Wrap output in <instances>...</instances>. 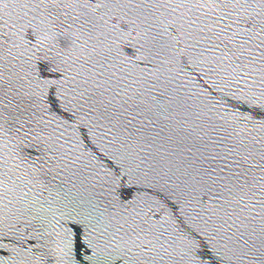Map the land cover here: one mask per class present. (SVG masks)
Here are the masks:
<instances>
[{
  "label": "water",
  "instance_id": "water-1",
  "mask_svg": "<svg viewBox=\"0 0 264 264\" xmlns=\"http://www.w3.org/2000/svg\"><path fill=\"white\" fill-rule=\"evenodd\" d=\"M0 264H264V210L0 84Z\"/></svg>",
  "mask_w": 264,
  "mask_h": 264
}]
</instances>
